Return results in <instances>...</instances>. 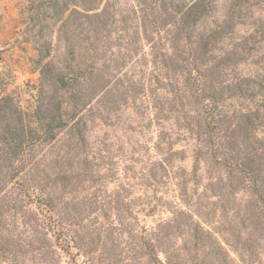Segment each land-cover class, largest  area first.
Returning a JSON list of instances; mask_svg holds the SVG:
<instances>
[{"label": "rangeland", "instance_id": "1", "mask_svg": "<svg viewBox=\"0 0 264 264\" xmlns=\"http://www.w3.org/2000/svg\"><path fill=\"white\" fill-rule=\"evenodd\" d=\"M213 2L0 0V264H264V0Z\"/></svg>", "mask_w": 264, "mask_h": 264}, {"label": "trees", "instance_id": "2", "mask_svg": "<svg viewBox=\"0 0 264 264\" xmlns=\"http://www.w3.org/2000/svg\"><path fill=\"white\" fill-rule=\"evenodd\" d=\"M169 5H170V9L177 14L176 16H178V20L180 21L181 24H187V27H191V23H203L205 25H208L209 27H211L210 30L206 29L205 32L204 31H200L198 33V39L201 41L202 45H208L209 43H211L213 40V36L215 35L216 32H218L217 28L215 27L213 28V11L214 13H218V9L217 7H215L213 0H169ZM216 4V2H215ZM214 5V6H213ZM209 17H211L210 20ZM207 21L209 22V24H207ZM190 23V24H189ZM187 28V29H188ZM263 32V31H262ZM216 36V35H215ZM254 48L252 47H248V50L252 51ZM61 83H64L62 81V78L60 79ZM60 82V81H59ZM246 89H248L250 86L252 88H258V91H261V89H264V83L262 81H257L255 79H246L244 80ZM241 83V84H244ZM60 87L64 88V86H62V84H60ZM263 93V92H262ZM254 93H252V95H254ZM214 114V113H213ZM247 118V124L249 125V129L252 128L251 126V118L249 117L248 114L245 115ZM242 122L245 123V121ZM64 126V122L62 121H58L57 123V127H61ZM14 137V141L18 140L17 143L15 144V149H22L24 150L23 154H30V150L32 148V144H28V143H24L22 141H20V138L18 136H12ZM26 139V138H24ZM20 142V143H19ZM262 147H260L262 149V154L264 155V143L262 142ZM15 151V150H14ZM30 156V155H29ZM262 158V157H261ZM244 159V158H243ZM255 159L251 157V159L248 160H244L242 163H244V166H240L242 167V171L247 173V175H250L253 179L258 178L257 174H254V171L251 170V167H253V161ZM241 164V163H240ZM248 167L249 170H248ZM18 184V183H17ZM40 203L44 204L46 206L50 205L49 201L46 200L45 198L40 197ZM57 230L55 232V241L57 242L58 246L64 251H68V247H69V241H67V237H66V229L61 228L60 226H56ZM65 231V232H63Z\"/></svg>", "mask_w": 264, "mask_h": 264}]
</instances>
